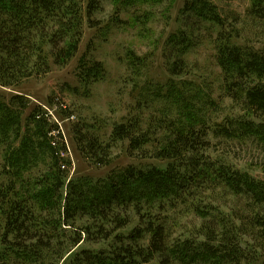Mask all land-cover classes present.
<instances>
[{"label": "trees", "instance_id": "trees-1", "mask_svg": "<svg viewBox=\"0 0 264 264\" xmlns=\"http://www.w3.org/2000/svg\"><path fill=\"white\" fill-rule=\"evenodd\" d=\"M243 1L242 13L184 1L160 53L162 83L138 79L152 51H125L133 90L123 120L104 137L83 119L71 128L76 151L95 167L109 166L114 148L125 147L130 163L103 177H70L49 113L73 118L61 101L36 105L24 124L26 97L0 100V264H264V180L220 151L232 140L254 144L264 173V0ZM105 2L113 17L104 25L95 15ZM172 2L0 0V86L65 66L85 27L107 33L112 21L127 23L121 12L140 30L159 7L171 21ZM204 43L219 69L215 90L195 80L187 57ZM103 72V62L82 55V90ZM225 100L229 113L218 120Z\"/></svg>", "mask_w": 264, "mask_h": 264}, {"label": "rangeland", "instance_id": "rangeland-1", "mask_svg": "<svg viewBox=\"0 0 264 264\" xmlns=\"http://www.w3.org/2000/svg\"><path fill=\"white\" fill-rule=\"evenodd\" d=\"M184 1L173 0L171 3L169 9L171 21L162 17V8L156 7L158 9H155L153 18L144 25V30H140L138 24H133L130 20L131 14L126 12H121L120 17L123 20H128L127 23L115 25L112 21L110 30L102 35L96 34L95 30L85 27L78 52L65 66H54L47 75L29 78L19 86L11 88L0 86V100L6 103L15 94L26 97L28 103H26V108L22 115V123L24 124L27 122V114L33 107L42 105V107L47 108L46 101L48 98H51L54 103L61 101L67 111L68 109L73 111V118H63L55 108H50L49 110L50 121L58 124L61 139L65 142L66 151L62 153L71 159L70 177L73 178L80 175L103 177L112 168L125 166L130 163L124 153L125 147L121 144H118L112 151V160L109 166L95 167L87 163L75 149L71 128L74 123L83 119L89 124L96 125V133L104 137L108 136L116 122L123 120L132 103L129 94L133 90V85L128 82L130 71L123 57L126 50L132 49L138 55H146L151 51L153 52V56L147 59L145 66H143L142 73L144 77H138L140 81L151 80L154 84L165 81L160 53L166 36L177 27V24L174 23V18L179 14ZM211 1L225 12L235 11L242 13L246 5L243 0ZM103 6V11L95 16L97 21H102L105 25L110 17H113V9L112 4L108 2H105ZM88 48H90L91 52H88ZM212 52L211 47L204 43L198 49L190 51L187 57H189L191 62H194L195 80L199 77L210 80L215 90L213 82L217 85L219 69L211 59L210 55ZM82 55H86L87 59L103 62L104 67L102 74L104 78L101 81L89 84L87 87L88 91L82 90L85 87L77 79L78 61ZM126 78L127 83L125 84L124 80ZM187 79L194 80L192 75L187 77ZM215 94L217 95V91ZM227 103V100L220 103L225 106L218 120L224 114L229 113L230 109ZM228 143L225 148H220V151L226 152L225 157L227 160L234 163L238 168L247 170L250 174L264 180V173L257 168L261 156L256 146L249 142L240 144L235 140ZM218 149V144H216L214 151L217 152ZM150 163L165 165V163L158 164L155 161Z\"/></svg>", "mask_w": 264, "mask_h": 264}]
</instances>
